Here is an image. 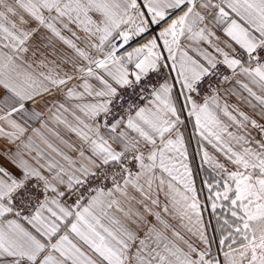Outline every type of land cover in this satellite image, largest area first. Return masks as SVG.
I'll return each mask as SVG.
<instances>
[{"label":"snow or ice","instance_id":"6c2138e0","mask_svg":"<svg viewBox=\"0 0 264 264\" xmlns=\"http://www.w3.org/2000/svg\"><path fill=\"white\" fill-rule=\"evenodd\" d=\"M0 264H264V0H0Z\"/></svg>","mask_w":264,"mask_h":264},{"label":"crops","instance_id":"0c3cea01","mask_svg":"<svg viewBox=\"0 0 264 264\" xmlns=\"http://www.w3.org/2000/svg\"><path fill=\"white\" fill-rule=\"evenodd\" d=\"M192 145H193V149H194L195 148V140H193ZM198 162H199V157L196 158V163H198ZM195 166H196V164L193 165V167H195Z\"/></svg>","mask_w":264,"mask_h":264}]
</instances>
